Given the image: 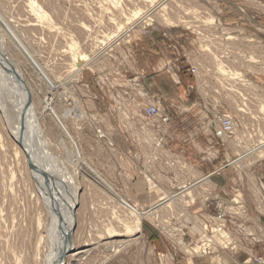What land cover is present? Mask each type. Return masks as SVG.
I'll return each instance as SVG.
<instances>
[{
  "label": "rangeland",
  "instance_id": "rangeland-1",
  "mask_svg": "<svg viewBox=\"0 0 264 264\" xmlns=\"http://www.w3.org/2000/svg\"><path fill=\"white\" fill-rule=\"evenodd\" d=\"M0 28L5 64L21 75L39 113L52 158L47 151L44 154L57 166L50 163L49 167L59 168L58 174L67 173L69 176H61L74 179L78 189L72 249L63 256L62 264H129L125 255L135 247L139 262L147 264V249L164 247L161 237L172 246V256L155 250L150 257L155 254L156 261L164 264H179L177 260L180 264H232L263 252L264 220L258 218L257 201L246 184L251 188L250 182H258L260 175L264 185V0H0ZM72 41L82 58L78 64L69 48ZM105 41H118L122 48L131 44L136 68L143 74L146 69L140 66L138 53L174 59L160 60L159 67H167V62L175 65L179 83L163 72V76L148 77L142 85L162 91L160 95L173 104L165 102L176 133L174 150L185 152L202 174L227 160L231 164L210 179L216 184L212 195L227 197L233 207L228 206V213H234L226 214L228 220H219L223 218L217 217L215 204L210 202L207 208L199 203H169L165 208L150 205L146 212L147 202L136 208L127 200L137 201L130 193L137 189L124 186L130 176L138 174L133 173L136 163L109 149L95 135V124L89 118L94 116V105L101 114L104 101L96 87L97 76L115 79L114 71L127 61L119 56L123 50L118 46L117 59L99 56ZM191 67L197 69L196 78L189 72ZM247 82L249 86L244 84ZM191 84L194 90L189 89ZM4 91L0 88V264H47L49 214L25 148L11 135L19 113L11 108L15 104ZM48 107L60 114L66 129L61 121L57 125L58 115ZM104 113V117L110 116L107 110ZM222 115L237 123L231 140L215 139L207 128L208 120ZM114 138L122 149L127 147L120 133ZM137 177L131 184L136 180L146 183ZM222 187L230 193H221ZM145 188L146 184L138 193ZM207 194L201 191L198 196L209 197ZM222 222H227L226 232L210 237L201 232L204 225L215 227ZM141 223L146 237L138 239ZM180 228L186 235L181 236ZM210 240L222 248L211 244L213 250H203ZM122 250L126 253L120 254ZM204 257L211 263L199 262Z\"/></svg>",
  "mask_w": 264,
  "mask_h": 264
},
{
  "label": "built area",
  "instance_id": "built-area-1",
  "mask_svg": "<svg viewBox=\"0 0 264 264\" xmlns=\"http://www.w3.org/2000/svg\"><path fill=\"white\" fill-rule=\"evenodd\" d=\"M110 42L105 41L101 45L98 49L99 56L108 54L112 59H117L119 54L116 47L118 46L119 49L123 50L119 56L122 57L124 55L122 58L127 59V61L121 66V69L114 71L113 75L115 79L102 75L101 77L97 76L95 80L96 87L101 92V100L104 101L101 103V114L99 111L97 112L94 105L91 110V112H95L94 116H90L89 118L95 124V135L103 140L109 149L130 158L136 163L133 173H138L137 175L146 182L145 190L148 194L146 202L149 205L146 206L144 211L149 212L150 205H161L160 208H165L173 202L175 203L173 205L182 204L187 206L199 203L201 207L207 208L209 206L208 202H210L215 204L214 212L217 217L223 218L219 220H228L226 214L231 213H228V206L231 209L233 207L227 201V197L220 198L218 193L212 195V191L216 189V184H213L210 179L211 175L227 166H231V164L227 160L224 165L215 168L211 173L202 174L198 166L187 157L185 152L176 151L171 147L174 142L173 130L171 128V114L161 100L151 96L142 85L145 74H143L142 70L139 71L136 68L137 61L131 44L126 48H122L118 41L113 44ZM167 65V67H172L170 69H173L175 66L170 62H167ZM174 71L176 72L175 69ZM189 72L193 77H197L196 67H191ZM128 73L130 74L129 77L127 76ZM248 83L250 82L244 84L249 86L250 84ZM86 84H83L84 90L87 87ZM194 86L191 84L188 87L194 90ZM91 94H93V98H96V94ZM84 104H87L85 100ZM104 110L109 112V117H104ZM207 128L215 139L231 140L235 135L237 123L231 116L222 115L217 116L215 120H208ZM117 132L122 135V139L127 144L125 149H122L115 142L114 135ZM257 146L256 144L254 148ZM201 159L203 161L205 157ZM139 161H141V164L137 168ZM251 172L254 174L253 171ZM137 175L130 176L129 181L124 186L128 187ZM202 177L205 179L204 181ZM260 178L259 175L257 178L258 182L256 180L250 182L251 188L247 183L246 188L251 190L254 201H257L258 218L264 220V185H262ZM150 184L152 187H150ZM154 189L157 190V194H154ZM238 190H240V186ZM201 191L205 195L210 192L211 195L207 194L209 197L198 196ZM220 192H224V195L230 193L225 187H222ZM127 200L137 208L138 202L133 203L129 199ZM146 214L150 215V213ZM230 215L233 216L234 213ZM241 215L242 219L248 220L244 214L241 213ZM225 223L227 222L219 223L215 227L204 225L201 232L204 235L205 233L209 235L211 233L226 232L228 229ZM179 230L181 231L179 232L181 236H184L185 233L182 229L180 228ZM169 233H173V231L169 230ZM256 241L262 240L257 239ZM206 244L208 246L204 247L203 250H213L209 248L212 246L211 244L215 246V249L217 247L222 248L213 240H210ZM201 246H204V244L201 243ZM230 251L233 250L230 249ZM234 262L232 264H264V250L259 255L249 254L243 261Z\"/></svg>",
  "mask_w": 264,
  "mask_h": 264
},
{
  "label": "bare ground",
  "instance_id": "bare-ground-1",
  "mask_svg": "<svg viewBox=\"0 0 264 264\" xmlns=\"http://www.w3.org/2000/svg\"><path fill=\"white\" fill-rule=\"evenodd\" d=\"M163 4L164 3H162V5ZM162 9H163V7H162ZM1 33L2 32H0V88L1 89L4 88V90H6L10 94L9 97H10L11 101H13L12 102L13 105L14 104L16 105V106L11 105V108L15 107L17 109L16 111H18V113H19L17 115L18 118L15 119L13 117L12 112H11L12 110L10 111L12 114L10 116L13 117L15 120H17V121H15L16 124L13 121L14 122L13 123L14 130L11 131L12 132L11 135L14 136V138L22 145L23 148H25L26 158L29 159V162H31L38 170H42L47 176H49L48 179H49V181H51L50 183L53 185V187L56 188L55 191H53L55 198H54V201H52L50 194H49V189L47 188L42 176L40 174L33 172L34 175L36 176L37 181L39 182V190H40L39 192L43 196V199L45 202V208H46L47 213L49 214V215L47 214L48 219H49V221H48L49 223H47L48 225L46 226V229H47V236H49L48 237L49 239L47 241L49 242L48 243L49 247H50L49 249H51V251H50V254L47 253V255L49 254V257H48V261H46V263L47 264H58V263L62 264L61 259L64 257L61 258L60 257L61 254L64 251L69 252L72 249L71 243L73 240L71 238H72L73 234L71 236V228H73L76 224L75 207L78 203V189L73 185L72 181H74V179L70 181L71 178L68 177L69 175L67 173L66 174L68 175L67 177L69 180H66V178L64 179L63 175L61 176V174H64V173L60 172L61 174H58L60 169L55 168V167H57L55 164L56 162L53 163V164H55V167H52V166L49 167V165L52 164L51 163L52 160L47 159L46 158L47 156H45V154H44L47 151L48 147H47V141H46L45 135H44V130L40 126L39 116H38L39 113L37 114L35 106L33 105L34 101H32L30 94L27 91V88L24 87L26 85L23 82L21 75L16 73L15 71H12L9 68V66H7L5 64V58L2 55V48L4 47V40L2 37L3 35H1ZM69 48L71 50L72 57L73 58L75 57V59H74L75 64H78V62L80 60H82V58L80 57V55L76 51V50H78V47L75 44V42L72 41L70 43ZM6 91H4V92L7 95ZM7 96H4V97H7ZM7 99L8 98H6V100ZM8 103H9V101H8ZM9 106H10V104H9ZM5 107H6V105H5ZM2 108H3V105H2ZM48 108H50V107H48ZM50 110L51 111L53 110L52 113L54 112V109L50 108ZM3 111L5 112L7 110L5 109ZM15 112L13 111L14 114H15ZM54 114L56 115L55 112H54ZM47 115L48 114H46V116ZM14 116L16 117V114ZM13 118H11V120ZM56 122H57V125H60V121H56ZM261 150H259L260 154H261ZM35 151H37V152L33 153ZM73 151H75V149ZM76 151H78V149H76ZM47 152H48L47 155H49L48 158H50V157L52 158V156H50L49 150ZM37 153L39 155L36 156ZM259 153H257V155H259ZM257 155L254 158H256ZM39 156H42L43 159L40 158ZM53 160H54V158H53ZM237 160L238 159H236L234 161L236 162ZM245 163H247V162H245ZM58 166H60V165H58ZM66 174H64V175L66 176ZM202 180L204 181L205 179L202 177ZM58 186H60L63 189H59ZM154 192H157V190ZM110 193L111 192H109V194ZM154 194H156V193H154ZM42 196H41V198H42ZM116 198H118V196H116ZM118 199H121L120 196ZM173 204H175V203H173ZM173 204L171 203V205H173ZM156 209H158L157 206H156ZM220 236H222V234ZM79 252H77V253H79ZM77 253H73L72 256H75ZM66 254H68V253H66ZM201 260L211 263V260H209L208 258H205V257H204V259L203 258L199 259V262ZM215 261H217V258ZM215 264H217V263H215Z\"/></svg>",
  "mask_w": 264,
  "mask_h": 264
},
{
  "label": "crops",
  "instance_id": "crops-1",
  "mask_svg": "<svg viewBox=\"0 0 264 264\" xmlns=\"http://www.w3.org/2000/svg\"><path fill=\"white\" fill-rule=\"evenodd\" d=\"M151 55V56H150ZM143 54V53H138V58H139V64H140V66L141 67H143V69L145 70V77L146 78H144V80H143V83L146 81V79H148V77H159V76H163V74L164 73H167L174 81H175V83H179L180 81H179V74H177V72H175L174 71V69H170V68H172L171 66L170 67H167V68H160L159 67V62H160V60H162V59H167V60H170V61H173L174 62V59L173 58H171V57H167V56H162V55H160V57L158 58V54L157 53H155V54ZM152 55H154V56H152ZM163 62V61H162ZM164 70V71H163ZM166 71V72H165ZM164 72V73H163ZM145 87V86H144ZM145 89H146V91L151 95V96H153V97H155V98H159L160 100H161V102L163 103V105L165 106V102H168V103H170V101H168L163 95H160V92H162V91H155V90H151L149 87H145ZM162 94V93H161ZM169 105H173L172 103H170ZM78 106V109H79V105H77ZM166 107V106H165ZM176 108H178L177 106H175ZM54 109V108H53ZM63 110H64V108H62ZM62 109H60L61 111H62ZM82 109V108H81ZM54 111L56 112V114L58 115V119H59V121H61L62 122V124H63V126L65 127V125H64V123H63V121H62V118H61V116H60V114L54 109ZM82 111H83V109H82ZM65 112V111H64ZM63 113V112H62ZM72 113H75L74 111L72 112ZM83 114H84V111H83ZM63 116L65 117V114L63 113ZM67 117V116H66ZM82 117H84V115L82 116ZM82 117H80L79 119H81ZM71 118L72 119H74V120H76V118L74 117V114H72L71 115ZM65 129H66V127H65ZM68 132V131H67ZM174 134H176L175 133V130H173V135ZM173 144V143H172ZM172 147V146H171ZM137 177V176H136ZM137 179H138V177H137ZM140 184H142V186H143V188H144V183L143 182H141ZM139 184V182H137V180L134 182V183H130L129 184V186H128V188H131V187H134V188H136L137 190H142V186ZM137 190H133V192H130L132 195H133V197L135 196V199L137 200V201H133V199H129L131 202H133V203H135V202H138V204L140 203V204H146L145 202L148 200V194L146 193V191H145V189H144V191L141 193V194H139L138 193V191ZM142 195V196H141ZM201 218L199 217V220H200ZM140 236L138 237V239H140L141 237H146V233H145V230H144V232H143V230H142V223H141V231H140ZM157 236H158V234H156ZM165 236V235H164ZM166 237V236H165ZM165 239V238H164ZM162 237H161V241L164 243V247L163 248H161V249H159L157 246H152V251H153V253H155V250L159 253V254H168L169 253V255L171 254V256H172V254H173V252H172V249L170 248V246L171 245H168L169 243L166 241V240H164ZM168 243H166V242ZM172 247V246H171ZM152 251L148 248L147 249V257H146V259H147V261H148V263L147 264H153V263H150L149 262V258H152L153 260H154V264H164L162 261H156V259H155V254H154V257H150V254L152 253ZM121 253H126L125 251H120V254ZM130 255L129 256H127V255H125L126 256V258H128L129 260L127 261V262H129V264H138V263H142L143 264V262L142 261H140L139 262V259H138V254H139V250L137 249V247H135V249H132V250H130ZM122 256V255H121ZM153 256V255H152ZM123 259H125L124 258V255H123V257H122ZM178 262H179V264H180V261L179 260H177ZM126 262V261H125ZM170 264H176V263H172V261H170Z\"/></svg>",
  "mask_w": 264,
  "mask_h": 264
},
{
  "label": "water",
  "instance_id": "water-1",
  "mask_svg": "<svg viewBox=\"0 0 264 264\" xmlns=\"http://www.w3.org/2000/svg\"><path fill=\"white\" fill-rule=\"evenodd\" d=\"M12 67V66H11ZM18 79V78H17ZM19 80V79H18ZM20 81V80H19ZM29 169L32 171V172H35L37 174H40L47 186V188L49 189V194H50V197L52 199V201H54V193L53 191H55V187H53V185L50 183L51 181H49L48 177L42 170H38L31 162H29ZM68 253V252H67ZM66 254V252L64 251L62 254H61V258Z\"/></svg>",
  "mask_w": 264,
  "mask_h": 264
}]
</instances>
